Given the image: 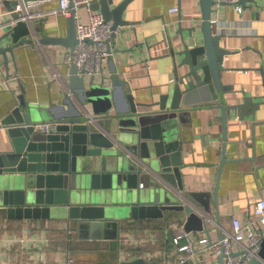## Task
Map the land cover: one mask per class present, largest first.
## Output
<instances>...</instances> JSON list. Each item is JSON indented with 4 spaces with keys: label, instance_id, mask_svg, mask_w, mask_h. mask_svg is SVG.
Wrapping results in <instances>:
<instances>
[{
    "label": "water",
    "instance_id": "95a60500",
    "mask_svg": "<svg viewBox=\"0 0 264 264\" xmlns=\"http://www.w3.org/2000/svg\"><path fill=\"white\" fill-rule=\"evenodd\" d=\"M0 1L7 11L16 5V0ZM99 2L100 13L105 21H112L113 31L130 24L123 15L133 0ZM246 2L254 0H240L243 6ZM213 5V0H199L198 30L194 26L177 29L181 47L170 52L174 79L154 103H135L129 94L124 107L108 113L112 109L111 96L118 89L125 92L126 80L114 67L110 76L88 78L78 74L74 64L65 75L66 93L60 103L51 99L47 105L28 102L20 94L0 120L5 135L0 140L5 146L0 150V213L8 219L66 218L75 225L79 238L106 239L112 250L117 249L121 238L123 219L164 218L167 212L176 211L185 215L182 228L187 233L207 232L202 216L182 204L176 194L178 190L184 192L185 167L183 141L177 138V114L197 108L219 109L226 131L232 111L243 120L251 114L249 109L254 112L264 104V94L255 102L243 90L241 102H227L225 95L233 87L223 85L222 74L228 68L221 64L233 51L221 46L222 38L210 24ZM10 16L17 14L11 12ZM68 21L63 37L51 36L34 23L31 27L20 21L7 29L0 36V72L10 77L11 61L16 64V56L24 46L34 47L35 38L40 45L73 49L77 43L74 11ZM184 31L191 36L190 42ZM20 89L23 92L22 86ZM140 106L157 108L141 111ZM48 122L53 125L48 132L36 128ZM218 183L219 178L213 192L217 221ZM188 194L210 211L207 198L211 194ZM260 246V258H252L247 264H264V238ZM120 256L121 250L115 264H146L142 257L121 260ZM222 258L223 254L219 264Z\"/></svg>",
    "mask_w": 264,
    "mask_h": 264
},
{
    "label": "crops",
    "instance_id": "0c3cea01",
    "mask_svg": "<svg viewBox=\"0 0 264 264\" xmlns=\"http://www.w3.org/2000/svg\"><path fill=\"white\" fill-rule=\"evenodd\" d=\"M254 2L242 5L240 14L231 5L222 3L211 15L219 21L215 33L222 38L221 46L233 51L224 61L228 69L222 74L223 85L233 87V91L225 95L228 103L241 102L242 90L255 102L264 94V74L260 70H264V0ZM179 4L180 12H169ZM57 5L56 0L48 2L44 10ZM94 10L100 12L99 0L94 3ZM5 11L0 1V13ZM123 18L130 24L116 29L103 67L106 76L111 75L114 67L127 84L125 92L118 89L111 96L112 109L108 113L124 107L129 94L135 103L156 102L174 79L170 52L181 47L177 29L194 26L198 30L201 25L196 0H133ZM33 22L45 33L60 37L66 35L69 25L68 17L58 14H48ZM6 30L0 29V36ZM183 35L187 42L191 41L188 32L184 31ZM66 49L48 44L28 45L18 52L16 64L10 63V77L0 72V120L22 93L28 102L42 105H47L50 99L55 104L61 102L67 78L61 85L51 72L56 70L64 76L68 73L70 67L63 60ZM155 108L140 106L139 110ZM249 112V116L238 120L236 112L232 111L226 131H223L221 111L216 108L185 110L178 113L176 119L177 138L183 141V194L196 205L199 203L188 193L211 194L207 198V209L216 219L213 192L219 178L218 221L226 228L232 217L243 219L254 202L264 197V104ZM4 136L0 129V140L3 141ZM4 148L1 142L0 150ZM184 218L181 212L169 211L166 217L154 220L123 219L121 238H118L117 249L112 250L106 239L79 238L75 225L66 218L8 219L0 213V264H69L70 260L76 264H105V261L115 264L119 250L121 260L147 256L157 262L169 249L171 238ZM198 234L197 231L191 233L192 236ZM103 250L110 256L104 257Z\"/></svg>",
    "mask_w": 264,
    "mask_h": 264
},
{
    "label": "built area",
    "instance_id": "2783aa9c",
    "mask_svg": "<svg viewBox=\"0 0 264 264\" xmlns=\"http://www.w3.org/2000/svg\"><path fill=\"white\" fill-rule=\"evenodd\" d=\"M54 1L16 0L13 10L0 13V29H10L19 21L32 27L34 20L43 19L48 14L69 17L71 12L74 11L77 43L73 49L64 51V63L68 66L74 64L77 73L84 74L88 78L91 76L96 78L106 76L103 62L109 57L108 49L111 47L112 36L116 30H112V21H105L102 14L94 10V3L98 0H56L57 7L44 10L45 4ZM112 1L116 2V0ZM213 1L214 10L223 3L234 7L238 14L242 13L243 8L240 0ZM80 9H84V13L81 15L79 14ZM11 12L16 13L17 16L11 17ZM169 12H178V7L170 8ZM218 23L217 18L212 17L210 19L214 33ZM33 36L35 37V34ZM87 39L92 42H88ZM35 45L40 46L36 38ZM226 58L225 56L224 61ZM221 66H224V62ZM51 74L62 85L65 76L56 70ZM52 126L48 122L37 124L36 128L42 132H48ZM176 193L179 195L182 204L188 205L202 216L204 228L207 229V232L197 231L200 233L192 236L191 233L193 232L187 233L183 230V222H180L181 226L176 229L172 236L169 249L162 253L157 262L145 256L146 264H186L188 262L191 264H219V256L222 254L221 264H247L252 258H260V242L264 238V197L254 202L252 209L246 211L243 219L232 217L228 228H226L215 219L211 210L206 211L189 201L183 192L176 191ZM214 232L217 233V236L213 235ZM69 264L76 263L70 260Z\"/></svg>",
    "mask_w": 264,
    "mask_h": 264
},
{
    "label": "rangeland",
    "instance_id": "374dc122",
    "mask_svg": "<svg viewBox=\"0 0 264 264\" xmlns=\"http://www.w3.org/2000/svg\"><path fill=\"white\" fill-rule=\"evenodd\" d=\"M84 13V9H80V11H79V14L81 15V14H83ZM177 198V197H176ZM197 233H200V232H197ZM102 253V255L105 257V256H110V253H107L106 252V250L104 251L103 250V252H101ZM108 261H105V264L107 263ZM104 264V263H103Z\"/></svg>",
    "mask_w": 264,
    "mask_h": 264
},
{
    "label": "trees",
    "instance_id": "16d2710c",
    "mask_svg": "<svg viewBox=\"0 0 264 264\" xmlns=\"http://www.w3.org/2000/svg\"><path fill=\"white\" fill-rule=\"evenodd\" d=\"M171 212H173V211H171ZM176 212V211H175ZM168 213V212H167ZM141 219V218H140ZM138 220V219H137ZM141 220H149V219H141ZM151 220H154V219H151ZM160 228H162V226L160 227Z\"/></svg>",
    "mask_w": 264,
    "mask_h": 264
},
{
    "label": "bare ground",
    "instance_id": "6f19581e",
    "mask_svg": "<svg viewBox=\"0 0 264 264\" xmlns=\"http://www.w3.org/2000/svg\"><path fill=\"white\" fill-rule=\"evenodd\" d=\"M95 77V76H94ZM181 222H183V221H181Z\"/></svg>",
    "mask_w": 264,
    "mask_h": 264
}]
</instances>
